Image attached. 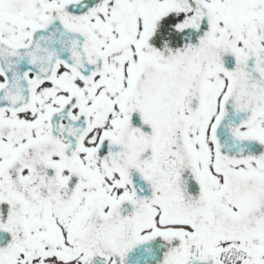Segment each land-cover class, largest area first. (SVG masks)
Wrapping results in <instances>:
<instances>
[{
	"label": "snow or ice",
	"instance_id": "1",
	"mask_svg": "<svg viewBox=\"0 0 264 264\" xmlns=\"http://www.w3.org/2000/svg\"><path fill=\"white\" fill-rule=\"evenodd\" d=\"M0 264H264V0H0Z\"/></svg>",
	"mask_w": 264,
	"mask_h": 264
}]
</instances>
